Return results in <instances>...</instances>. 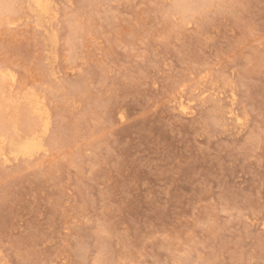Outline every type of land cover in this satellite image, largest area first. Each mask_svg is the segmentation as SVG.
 Listing matches in <instances>:
<instances>
[{
	"label": "rangeland",
	"instance_id": "374dc122",
	"mask_svg": "<svg viewBox=\"0 0 264 264\" xmlns=\"http://www.w3.org/2000/svg\"><path fill=\"white\" fill-rule=\"evenodd\" d=\"M0 1V264H264V0Z\"/></svg>",
	"mask_w": 264,
	"mask_h": 264
},
{
	"label": "bare ground",
	"instance_id": "6f19581e",
	"mask_svg": "<svg viewBox=\"0 0 264 264\" xmlns=\"http://www.w3.org/2000/svg\"><path fill=\"white\" fill-rule=\"evenodd\" d=\"M197 1L199 2V0H175V7H176V10L177 11H182V10H186V9H190V6H191V4H195V3H197ZM0 2H2V1H0ZM15 2H16V0H4V2H3V4H4V7H3V10H4V12H9V13H11L12 12V15H13V12L14 11H16L15 9H17V8H15ZM34 5H35V7L37 8V10L40 12V13H43V14H48L50 11H49V8H47V6H45L44 4H43V2L41 1V0H34ZM19 6H21L20 4H19ZM0 7H1V5H0ZM19 9H22V8H20L19 7ZM26 9V8H25ZM23 10V9H22ZM22 10H21V12H22ZM3 12V11H2ZM17 13V12H16ZM19 13V12H18ZM18 13H17V16H16V14H14V16H16L15 18H17L18 16H20V15H18ZM3 15V14H2ZM11 15V14H10ZM7 17H8V14L6 15ZM5 16V17H6ZM0 19H2V18H0ZM8 19V18H7ZM10 20V19H9ZM8 22H10V21H8ZM1 23V22H0ZM11 23V22H10ZM4 72V71H3ZM2 71H0V80H3L2 79V73H3ZM6 80V79H5ZM5 80L3 81L4 83H5ZM1 84V83H0ZM0 86H2V85H0ZM3 87V86H2ZM2 92V90H0V93ZM3 93V92H2ZM2 93H1V95H2ZM4 94H5V92H4ZM30 94V93H29ZM25 96V95H24ZM27 97H28V94L26 95ZM32 96V95H31ZM34 97H35V95H34ZM2 98V97H1ZM0 98V99H1ZM29 98V97H28ZM27 98V99H28ZM32 97H30V99H31ZM37 98V97H36ZM35 98V99H36ZM27 99H25V100H27ZM29 99V100H30ZM8 101V100H7ZM33 101H34V98H33ZM36 101V100H35ZM28 102V101H27ZM37 102V101H36ZM6 104H8V103H6ZM30 104V103H29ZM33 104H34V102H33ZM1 105L2 104H0V130H2L3 128L5 129V124H3V123H1V121H3L4 122V120H1V118H2V116H4V115H2V113H1ZM4 105V104H3ZM29 106V105H28ZM36 106H37V103H36ZM34 107V112H36V113H42V111L39 109L40 108V106L39 107ZM3 108H4V106H2ZM30 107V106H29ZM180 107L183 109V111L184 110H188V108H190L189 106H187L184 102H181L180 103ZM30 110L32 109V106H31V108H29ZM29 110V111H30ZM192 110V109H191ZM4 111H5V108H4ZM32 111H33V109H32ZM187 112H190V111H187ZM2 115V116H1ZM31 117V116H30ZM28 119H29V121L28 120H26L25 122H23L25 125L24 126H27L28 125V127L33 123H30V118L29 117H27ZM27 118H25V119H27ZM29 123H30V125H29ZM35 123H38V122H35ZM2 124H3V126H2ZM34 125V127L33 128H35V124H33ZM38 126V125H37ZM3 127V128H2ZM31 127V126H30ZM7 128V127H6ZM32 128V127H31ZM39 128V127H38ZM30 129V128H29ZM8 130V129H7ZM4 131V130H3ZM2 131V132H3ZM27 131H30V130H27ZM34 131V130H33ZM35 132H39V131H34L33 133H35ZM6 133V132H5ZM3 134V133H2ZM33 135V134H32ZM37 135V134H36ZM35 135V136H36ZM0 136H2L1 134H0ZM31 136V135H30ZM38 137V136H37ZM37 137H34V136H32V137H28L26 140H23V141H20V142H18V143H13V144H15L14 146H13V149H12V152H11V154L12 153H15L16 155H18V154H21V155H24V156H31L32 154H34L35 152H37V151H39L40 149H42V143H41V141L37 138ZM6 147H7V145H6ZM12 148V147H11ZM8 149V148H7ZM7 152V151H6ZM9 154H10V151H9ZM3 155V154H2ZM7 155L5 154L4 155V159H5V161H8V159H7V157H6Z\"/></svg>",
	"mask_w": 264,
	"mask_h": 264
}]
</instances>
